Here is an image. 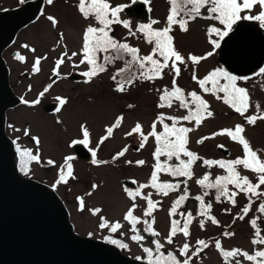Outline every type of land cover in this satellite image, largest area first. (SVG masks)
I'll return each instance as SVG.
<instances>
[{
    "label": "rangeland",
    "instance_id": "obj_1",
    "mask_svg": "<svg viewBox=\"0 0 264 264\" xmlns=\"http://www.w3.org/2000/svg\"><path fill=\"white\" fill-rule=\"evenodd\" d=\"M28 1L34 0H0V11L18 8ZM130 2L131 0H110L112 6H123L122 10ZM77 4L78 0H53L52 4H49L46 0V5L41 15L43 17L35 24L28 25L19 31L15 42L13 41L6 48L8 50V65L19 70H30L36 67L37 60H41L37 66H43L49 70L51 68L53 70H80L83 65L80 63L81 59H83L82 34L85 24L92 23V18L89 17L86 23H82ZM152 4L153 20L163 23L168 13L166 3L164 0H153ZM126 8L128 9L129 7ZM122 10L118 16L121 21H124L131 13L126 12L125 15ZM256 12L248 13L253 15ZM138 13L141 12L138 11ZM49 16L57 21L55 25L48 19ZM128 29L124 27V30L119 35L125 42L129 40ZM202 35V31H191L184 36L174 37L173 43L185 58L189 54L198 57L205 56V52L209 50L210 46L206 40H199ZM123 36L126 38H122ZM200 47L203 52L196 53L195 49H200ZM13 52L23 57L26 60L25 63L19 62L17 58L15 59L12 56ZM73 52H76L77 55L68 59V56H71ZM64 53H67V55H64ZM124 58H126V55ZM61 59L63 63L57 65V61ZM119 61L117 59L111 63H105V66H107L106 70L120 69L122 64ZM191 65L193 66L191 70L198 67V70H195V75L199 79H202L212 69L223 68L219 61L218 51H216V56L206 58L196 64L191 62ZM184 67L186 68L184 69L186 74L183 79V85L189 84L191 86L193 84L196 87V81L192 79V76H188V65L186 64ZM224 70L231 74L227 69ZM167 72H170V70ZM113 76L115 74L106 72L104 75L90 79L87 85L81 89L69 83H60L50 91V95L47 93L43 99V103H45V100L51 98L50 96L57 94L69 96L64 112L56 117H60L63 121L66 119L67 124L63 132L64 136L60 137L62 128L59 125H55L54 134L43 144L46 152L51 153L52 159L57 161L63 153L62 143L64 145L66 141L81 136L86 140L87 146L96 151L99 156V164L96 166L80 167L73 164L71 167L70 173L72 177L70 181L73 183L77 178H82L84 183L83 186L80 184L75 189H71V197L80 196L79 200L83 205L82 209L76 207L78 209V213L74 215V222L77 227L75 229L76 233L83 237L90 235L94 237L93 239L97 238L100 241L107 236V227L101 228V223L107 225L119 223L121 225L120 231L129 233L126 238L128 247L122 249L126 256L132 259L141 257L139 260H142L146 255L142 246H151L150 242L152 240H158L163 244L161 251L165 255L169 251L172 252L181 264L184 259L188 258H190L189 264H226L221 250L240 249L242 252L246 251L249 254L264 250V245L252 244V240L256 238V229L250 224L251 220H256V228L264 236V213L259 211V206L264 204V185L257 189V192L261 193V195L252 196L251 194L246 195L245 192L237 190L233 185L229 184V193L235 192L236 195L221 205L212 202L206 197V202L208 203L209 201L211 203V217H199L196 205L192 203L183 212L184 215L179 212L172 216L169 215L173 199L172 195H160L153 190L150 182L151 173L154 170L153 165L156 163L152 155L156 148L154 137H149L145 146L140 148L141 135L138 133L127 135L136 123L142 125L143 133L147 135L151 130L153 121L161 114L155 107L156 86L154 84L150 90L149 86L133 87L126 84L124 85L125 90L121 92L117 88L114 89L112 87L113 84H118L116 79H113ZM31 80L32 78L25 79L24 83L33 82ZM220 83L223 84L225 81L221 79ZM236 83L238 86L246 88L249 94V108L244 116L235 112L223 100H218L214 95H210L204 97L209 104V110L214 114L212 117L202 119V123L199 126L195 124V121L189 123L188 121L178 122V126L192 128V131L187 133V148L201 158L197 159L192 167L193 176L190 181V192L194 196L203 194L197 181L202 179L207 172L210 171L211 177L214 178L226 171L218 165H205L203 160L227 161L243 157V148L238 142L231 140L227 135L213 136V133H218L222 129H234L237 124H241L244 127V137L249 141L251 147L258 152L260 158L264 160V120L258 119L255 124L250 125L245 119L249 115H258L255 108L256 104H260L264 108V73L255 72L251 76L246 77V79H238ZM134 92L137 94V99L133 98ZM22 93L26 95L28 100H32L35 91L25 90V87L21 86L17 94L21 95ZM76 94L81 96L75 97ZM218 94L220 96L224 95L223 93ZM16 105L18 103L12 107ZM129 105H132V107L130 108ZM36 111H38V108ZM168 112H172L174 115L182 114L181 111L173 109H169ZM13 113L10 121L12 128L15 129V134L20 133L22 135L25 133V129L28 132L30 130L27 127L28 123L30 126L33 123L32 111L17 108ZM80 116L83 118H78ZM117 117H122L123 119L118 127L113 128L114 136L110 140L104 139V143L98 144L106 136L107 128L116 124ZM76 121L82 122L76 123ZM164 121L170 125L172 124L171 120L165 119ZM83 129H87V137L83 135ZM161 130V125L157 124V131ZM59 137L62 140H58ZM202 137L209 138L202 143H197ZM133 145L137 149H135V152L132 150ZM218 145H223L221 148H224V151L227 150L229 155L225 157V152L223 154L219 153ZM96 148L100 149L95 150ZM125 148L127 151L124 152L123 156H119V159L113 165L106 161L112 153L118 154ZM182 157L188 159L187 157ZM160 159L164 161L166 158L161 156ZM139 160H143L145 163L136 166L135 163ZM126 161L131 162L130 167H126ZM237 170L242 176H247L253 184L258 183L257 174L253 171L246 170L242 166H238ZM52 173L53 171H50L48 175ZM158 176V182L169 180L166 173L160 172ZM38 179L43 178L38 177ZM122 181H127V184L131 182V189L128 190L133 192L139 190L140 195L130 197L125 191ZM75 185L76 183L73 184V186ZM93 185L96 187H93ZM141 185L146 186L141 188ZM149 199L153 201L154 207L151 216H146L144 213L148 209ZM233 199L235 204L232 202ZM245 206H249L247 214L242 211ZM130 208L133 211V215L139 219L138 228L144 237V243L148 245H141L131 239L132 234H135H131L130 227L128 226L127 228L125 224L127 220L124 219ZM96 209L100 211L97 212ZM189 212L193 214V220L189 223L190 235L185 237L182 232L177 231L172 236V243L168 244L167 238L172 226L171 221L179 220L181 222L179 227H182ZM240 216H244V219H240ZM213 218L217 223L212 222ZM144 221L151 223L152 229L160 235L153 236L149 232H145L144 228L146 225ZM201 222L204 224L203 228L200 226ZM228 233H232V235H228ZM198 240H204L208 246L202 248L196 255H192L193 252L201 249V246L197 244ZM217 241L221 245L219 250L215 246ZM184 243L189 244V249L185 255L181 256L180 249ZM153 254H155V250H153ZM237 260L240 261V264H252L242 255H237L230 259L227 258V264H236Z\"/></svg>",
    "mask_w": 264,
    "mask_h": 264
},
{
    "label": "snow or ice",
    "instance_id": "obj_2",
    "mask_svg": "<svg viewBox=\"0 0 264 264\" xmlns=\"http://www.w3.org/2000/svg\"><path fill=\"white\" fill-rule=\"evenodd\" d=\"M49 4L53 3V0H47ZM170 4L169 14L167 16V26L154 29L152 25L158 24L159 21L152 20L150 24H140L137 27V31L142 33L149 44H152V52L146 56L140 57L138 55L139 49L130 47L127 43H121L115 40L109 33L112 31V24L123 23L125 28L129 27V22L127 20L121 21L118 14L121 12L123 6H112L110 0H78L77 8L78 11L82 14L84 19L93 17L98 26L89 25L85 28L83 33V44H82V53L83 59L80 63H85L90 66V70L83 72L82 75L91 77L97 75L100 72L106 71L105 63H111L113 60H123L125 55L131 57L129 61H126L128 66L133 64L138 65V72L131 76L125 77L123 83H120L117 90L124 91V83L131 85L137 79H162L163 70L168 68L170 72L174 73L172 79V88L168 90L167 88L163 90L160 95V103L157 107L159 108H171L173 100L179 102V106L188 110V114L183 117H165L163 113L159 114L157 119L153 121L151 125V130L145 135L143 133L142 125L136 123L132 128L131 132L127 135H132L133 133H138L141 135L140 148L145 146V143L148 141L149 137H154L156 142V148L152 153L153 159L156 163L153 165V171L151 173L150 182L151 186L156 188L157 191H163L164 195H167V190L176 189L179 187L178 184L174 185L168 182L160 183L158 182L159 176L158 173L165 172L172 176H184L191 178V166L197 160L201 159L194 152L188 150V138L187 133L192 131V128L177 126L179 120L183 121H192L195 120V124L199 126L202 123V119L210 118L214 114L209 110V104L204 100L197 92L192 91L187 93V96H184L183 89L177 86L176 77H179L181 73V68L179 65H186L188 61H191L193 64L199 63V61L204 60L207 56H211L212 53H207V56H196L189 54L185 58L175 47L173 41L174 37L170 35L173 25H178L179 30L182 32H187L189 30V21L195 20L197 17L214 19L219 22L220 25H223L226 30L222 31L218 27H210L209 33L216 34L222 40L228 33L232 30L233 25L240 20H258L264 22V0H168ZM259 4L261 11L257 15H244L241 16V13L245 10L251 11L252 8ZM207 15L201 16V9H205ZM49 20L55 25L57 21L49 16ZM214 47L218 48L219 42L217 40L211 41ZM104 53L103 63L98 62L97 54ZM111 53V55H108ZM67 55V53H64ZM77 53L73 52L71 56H68V59H71L72 56H76ZM158 56L159 59L154 58ZM39 63V60L36 61ZM63 63V60H58L57 65ZM34 71H38L34 67ZM125 69H119L117 75L121 72H124ZM260 73H264V68L260 69ZM113 79H116V76H113ZM192 79L195 80L204 93H211L218 100H223L230 108L235 112L239 113L241 116H244L249 108V94L246 88L240 87L237 85L236 81L238 79H246L241 77H236L229 74L222 68H217L214 71L205 75L202 79H197L195 72H193ZM223 79L225 83L221 84L220 80ZM206 84H210L211 87H206ZM159 91V90H158ZM218 93H223V96H220ZM26 102V101H25ZM34 101L33 103H37ZM27 103V102H26ZM63 103V101H61ZM131 108L132 105H129ZM258 115H249L245 117L248 124H255L256 121L264 120V108L260 104L255 105ZM122 117L117 118L116 124L107 128L108 135H111L113 128L118 127ZM168 119L172 121V124L164 123V120ZM157 124L161 125L162 130L157 131ZM244 127L241 124H237L234 129H222L218 133H213V136L216 135H227L231 140L238 142L243 148V157H237L233 160H203V163L208 166L218 165L220 168L225 169L227 175L217 176L215 181L212 183H205L208 181L209 176L205 174L204 177L197 181L198 184L205 186L207 188L216 189L218 195L217 200L220 199L221 195L228 196L232 198L236 195L235 192L229 193L227 185L231 184L236 189L245 192V194H251L252 196L261 195L257 192V189L264 185V160L260 158L258 152L254 150L249 141L244 137ZM83 135L88 136L87 129H83ZM107 137H103L106 139ZM209 137H202L201 140H198L197 143H202L204 140ZM101 141V142H102ZM77 141H74L76 143ZM218 147H223V145H218ZM19 155L21 156L20 160V170L27 175V163L28 161L38 160L37 155H32L28 151H21L17 149ZM127 151L125 148L123 151L118 153L119 156H123L124 152ZM161 156H164L166 159L161 161ZM187 157V160L182 159L181 157ZM26 158V159H25ZM175 161V164H169V161ZM52 163V161H49ZM93 163H97L96 160H93ZM131 163V162H129ZM138 165H143L145 161L139 160L136 162ZM238 166H242L246 170H251L257 174L258 183L253 184L247 176H242L237 170ZM70 167V166H69ZM64 177L61 176V180ZM146 185H141L143 188ZM93 187H96L95 185ZM130 197L139 196V190L133 192L131 190H125ZM207 194V193H205ZM187 198L186 194L181 195L176 201L173 202L172 208L169 210V215L172 216L176 213V208L181 201ZM197 200H201L202 197L197 196ZM235 204V200H232ZM158 203V202H157ZM135 207V205H133ZM154 204L152 200H148V209L145 211L144 215L151 216ZM207 208H211V205H207ZM99 212V209H96ZM242 211L247 214L249 211V206H245ZM259 211L264 213V204L259 206ZM203 215V213H200ZM181 215H184L183 213ZM191 213H187V219H185L183 226L179 227V220L171 221V230L167 238V243H172V236L176 234L177 231L183 233L185 237L190 235L189 233V223L191 221ZM125 220L132 223V231L135 232V224L139 223V219L133 215V211L130 208L127 214L124 217ZM240 219H244V216H240ZM213 223L217 221L213 218ZM145 223V232H149L153 236L160 235L158 232H155L152 229L151 223L144 221ZM250 224L254 229H256L255 236L256 238L252 240V244H262L264 245V236L261 235L260 230L256 228V220H251ZM201 228L204 227L203 222H201ZM100 227H106L104 223L100 224ZM111 231L115 233L117 229L121 227L119 223L110 225ZM232 235V233H228ZM108 243L117 245L121 248H127L128 245L121 243L116 239L105 238ZM133 241L143 240L144 237L140 235H133L131 237ZM152 243L155 245V254H153V249L144 247L143 252L147 255V264H181L180 261L173 255L172 252H167L165 255L161 251L163 244L158 240H153ZM197 244L201 246V249H198L196 252H193L192 255H196L202 248H206L208 245L204 240H198ZM216 248L221 249L219 241L216 242ZM189 244L184 243L183 247L180 249V255L183 256L188 252ZM222 255L225 258H233L237 255H242L246 260L255 262V264H264V250L255 251L254 254H249L248 252H242L240 249H232L230 251L221 250ZM141 259V257H137ZM189 259H184L182 264H189ZM227 264V260H226ZM236 264H240V261L237 260Z\"/></svg>",
    "mask_w": 264,
    "mask_h": 264
},
{
    "label": "water",
    "instance_id": "obj_3",
    "mask_svg": "<svg viewBox=\"0 0 264 264\" xmlns=\"http://www.w3.org/2000/svg\"><path fill=\"white\" fill-rule=\"evenodd\" d=\"M43 2L28 1L0 11V264H147L111 244L76 234L58 196L19 174L18 156L5 132L6 111L19 101L10 88L2 53L37 19ZM140 6L132 4L127 12L140 11ZM219 54L231 74L248 77L264 67V35L252 25L239 24L220 42ZM77 153L92 162L86 146ZM122 185L126 187L127 181Z\"/></svg>",
    "mask_w": 264,
    "mask_h": 264
},
{
    "label": "flooded vegetation",
    "instance_id": "obj_4",
    "mask_svg": "<svg viewBox=\"0 0 264 264\" xmlns=\"http://www.w3.org/2000/svg\"><path fill=\"white\" fill-rule=\"evenodd\" d=\"M152 1L153 0H131L130 4L128 5V6H130V5L135 4V3H140L142 6L141 10H140V12L142 14L138 13V11L134 10L131 12V14L129 16L127 15L128 17L126 20L129 22V27H128L129 29L127 28L128 29L127 34H129L128 42H125L124 40H122L119 37V35L121 34V31L124 30L123 23L112 24L111 25L112 31L109 33V35H111L118 42L127 43V44H129L130 47H134V48L139 49L138 55L140 57L146 56L152 52L153 45L149 44L146 41L144 35L137 31L138 25L150 24L151 21L154 19L153 18ZM164 2L166 3V8H168V13H167L166 18H165L166 20L163 23L159 22L158 24L152 25V27L154 29H160V28L167 26V16L169 14L170 4L168 3V0H164ZM45 5H46V0L43 2L42 7L44 8ZM128 6H126V7H128ZM126 7L123 8V10H122L125 15L127 12ZM43 8H42V10H43ZM42 10L40 12L39 17L36 19V21L33 24H35L41 17H43V16H41ZM252 11H257L255 14H253V15H257L261 11L260 5L259 4L255 5L251 11H248V10L243 11L241 13V16L252 15L251 13H248V12H252ZM79 14L81 17V22L86 23L88 19L87 20L84 19L80 12H79ZM206 15H207L206 8L201 9V16L203 17ZM91 18H92V23H89V24L86 23L85 28L89 25L98 26L96 24V21L94 20V18L93 17H91ZM239 24L252 25L262 35H264V22H261L258 20H252V19H249V20L240 19V20H238L235 23V25H233V28L228 33V35ZM188 26H189V30L187 32H182L179 30L178 25H173L170 35H172L173 37H177L179 35L184 36L186 33L191 32V31H195V32L202 31L203 35H202V38H200L199 40H203V41L206 40L208 45L210 46L209 50L207 52H205V56H207V53H209V52H211L212 55L207 56V58L212 57V56H216V51H218V56H219V61H220L219 47L218 48L214 47V45L211 43V41L217 40L219 42V45H220V42L224 38H226L228 35L225 36L221 40L218 35L210 34L208 30L210 27H218L222 31H224V30H226L224 28V26L220 25L219 22L214 20V19H206V18H201V17H197L195 20L189 21ZM83 33H84V31H83ZM17 36H16V38H17ZM82 37H83V34H82ZM16 38H15V40H16ZM122 38H126V37L123 36ZM15 40H14V42H15ZM7 51H8L7 49H5L3 51L2 57L6 63L7 69H8V78H9L10 88L12 89L14 95L17 97L19 102H18V105H16L15 107H12L6 111V123H5L6 133H7L8 137L10 138V140H12L16 151L19 148L21 151H28L32 155L38 156V160L28 161V163H27L28 174L27 175H25L20 170V168L18 167L19 173L22 177H24L26 179H29V180L35 181L37 183H40L44 186H47L58 196V198L62 201V203L66 207V210L68 212L69 221L73 227L74 232L76 233L75 229L77 227H76V224L74 222V215L76 213H78L77 212L78 209H76V207L82 209L83 205L79 200L80 196H78L76 198H74L73 196L71 197V195H72L71 189L72 188L75 189L80 184H81V186H83L84 183L82 182L83 181L82 178H80V179L77 178L76 179L77 182L74 181L73 183L70 181V179L72 177L71 173H70L71 169H72L71 167L73 166V164H76L80 167L96 166L97 164H99V156L97 155L96 151H94L93 149H90V147L87 146L86 140L83 138V136H81V137H77V138L71 139L69 141H66L64 145L61 142L62 143L61 148L63 149V153L59 156V159L57 161L52 159L51 153L46 152V150L43 147V144L45 142H47L50 139V137H52V135L54 134L55 125H59L62 128V130L60 131V133H61L60 137L64 136L63 132L65 131L66 124H67L66 119H65V121H63L60 117L59 118H56V117L64 112V110L67 106V103L69 101V96H65L62 94L50 96L51 98L48 100H45L46 101L45 103H43L44 102L43 99L47 93H49V95H50V91L60 83H69V84L78 86L79 89H81L83 86L87 85V83L90 79H89V77L82 75V73L89 71L90 66L87 64V62H85V63H83L82 68H80V70H53L52 68H51V70H49L46 67L37 66V63H36L35 68H37L38 71H34V68L30 69V70H25V69L19 70L18 68H15V67L13 68L10 65H8V63H7L8 52ZM195 52L198 53V52H203V51L200 47V49H195ZM103 55H105V54L104 53H98L97 54L98 62L103 63ZM12 56L15 59L17 58L19 60V62H21V63H25V61H26L23 57H21L20 55L14 53V52H13ZM127 58H128V61L131 59L130 56L126 55V59ZM154 58L159 59L158 56H156ZM39 62H41V60H39ZM119 63L122 64V62H119ZM220 64H221V66H223L222 69H226L224 63H222L220 61ZM187 65H188V70H189L188 76H193L192 73L195 72V70H198V67H196L194 70H191L193 68V66L191 65V61H188ZM180 68H181V73H180L179 77H176V83H177L178 87L183 89L184 96H187V93H189V92L195 91V92H197L198 95H200L205 100L204 96L212 95L211 93H204L197 82H196L197 83L196 87H194L193 84L191 86H189V84L184 86L183 85V79H184L185 74H186V72H184V69H186V68L184 67V65H181ZM118 70H106L104 72H100L97 75L91 77V79H93L94 77H97V76L104 75L106 72H111V74H115L116 81L118 82L117 85L113 84V86H112L114 89H116V88H118L119 84L123 83L125 80V78H121L120 74L117 75ZM168 70H169L168 68H165L163 70V78L162 79L148 80V79L141 78V79L135 80L130 86H133V87H136V86L147 87V86H149V89L151 90V88L155 84V86H156L155 87V91H156L155 107H156V109H158L161 113H164L165 117H169V116L170 117L175 116L177 118L183 117L184 115L188 114V110L183 108V107H180L178 101L173 100L171 108H168V107L159 108V107H157L158 103L161 102L159 97L162 94L163 90L166 88L168 90H171V88H172V79H173L174 73L167 72ZM214 70L215 69L210 70L209 73L214 71ZM258 71H260V70H258ZM258 71H256V72H258ZM137 72H138V65L133 64V65L129 66V76L136 74ZM29 78H32L31 81H33V82L24 83V80L29 79ZM197 79H199V78H197ZM124 85H126V83H124ZM21 86H24L25 90H34L35 91L34 98L32 100H28L26 98V95L23 93L21 95L17 94V91L19 90V88ZM206 87H211V85L206 84ZM78 96H81V95L76 94L75 97H78ZM133 98L137 99L136 92H134ZM34 101H38V102L33 103ZM61 101H63V103H61ZM52 105H54L55 107H51ZM17 108H22L24 110H31L32 116H33L32 126H30L29 123L27 126L30 128V130H28V132H26L27 129H25V131H24L25 133H23L22 135L20 133L15 134V129L12 128L11 121H10L12 115L14 114L13 112H15V109H17ZM37 108H38V111H36ZM169 109L181 111L182 114L174 115L172 112H170V113L168 112ZM78 118L81 119L83 117L80 116ZM117 118H116V122H117ZM166 121H164V123H167ZM180 121H183V120H179V122ZM192 121H194V119ZM192 121H188V123L192 122ZM81 122L76 121V123H81ZM120 123H121V120H120ZM33 130H34V132H33ZM114 133L115 132L113 131L111 135H108V133L106 132V136H105V137H107L106 139L110 140L114 136ZM60 137L58 138V140L60 139ZM60 140H62V139H60ZM74 141H77V142L74 143ZM101 141H102V139L98 142V144H102L105 142L104 139L102 142ZM81 145L86 146V148L91 152L89 159H91L92 162L88 163L87 161L81 159L78 156L77 150H79V148H81ZM99 149L96 148L95 150H99ZM135 149H136V146L133 145L132 150L134 152H135ZM217 149H218L219 153L221 152L222 154L225 150L224 148H221V147H218ZM17 154H19L18 151H17ZM117 159H119V155L112 153L107 158L106 161H108L109 164L113 165L117 161ZM93 160H96L97 163H93ZM49 161H52V163H49ZM129 162L128 161L125 162L126 167L131 166V163H129ZM18 164H19V156H18ZM135 165L137 166L136 163H135ZM50 171H53V173L48 175L50 173ZM225 173L227 175L226 171H225ZM61 176L64 177L63 180H61ZM38 177H41L43 179H38ZM74 183H76L75 186H73ZM125 189H131V182H129L127 184ZM113 224H115V223H113ZM125 224H126L127 228L129 226L130 227L129 230L131 229V231H132V227H133L132 223H130L129 221H126ZM105 225L107 227V236H105L100 241L108 243L105 238H110V239H116V240L120 241L121 243L126 244L127 234H129V233H126L125 231H120L121 227L119 229H117V231L115 233H113L111 231V227H110V225H112V224H110V225L105 224ZM132 233H134L135 235L141 234V231L138 228V223H137V230H135V232L132 231L131 234ZM132 236H133V234H132ZM84 237H89L92 239L94 238L90 235H85ZM95 239L99 240L97 238H95ZM137 242H139L141 245H148V244H145L143 240H140ZM150 243H151V246H146V247L151 248V249H155V245L152 242H150ZM112 245H114V244H112ZM142 248H144V246H142ZM122 249H126V248H122Z\"/></svg>",
    "mask_w": 264,
    "mask_h": 264
},
{
    "label": "trees",
    "instance_id": "obj_5",
    "mask_svg": "<svg viewBox=\"0 0 264 264\" xmlns=\"http://www.w3.org/2000/svg\"><path fill=\"white\" fill-rule=\"evenodd\" d=\"M108 54L111 55V53H108ZM119 60H120V59H118V61H119ZM126 61H128V58H127V59L124 58L123 60H120V61H119V62H122V65H123L120 69H125L124 72H121V73H120L121 78H125V77H128V76H129V66H128V64L126 63ZM106 67H107V66H105V68H106ZM194 121H195V120H194ZM18 156H19V164H18V167L20 168V160H21V156H20L19 154H18ZM181 158L184 159V160H187L186 158H183V157H181ZM168 163H169V164H175V163H177V162L175 161V159H173V161H169ZM193 164H194V163H193ZM193 164H192V166H191V172H192ZM163 173H165V172H163ZM166 174H167V173H166ZM207 174H208V176H209V179H208V181H206L205 183L207 184V183H212V182H214L216 177H214V178L211 177L210 171L207 172ZM224 175H226L225 172H223V174H222V173L219 174L218 176H224ZM167 176L169 177V180H167V181H166V180H165V181H159V182H160V183L168 182V183H171V184H174V185H176V184L179 185V187L176 188V189H169V190H167V192H168L167 195H172V197H173V199H172V201H171L170 209H171L172 206H173V202L176 201L181 195H185V194H186V196H187V198H186L185 200L181 201L180 204L177 206V208H176V213H177V212H179V213H183V212H185L186 209H187V207H188V205H189L190 203H192V204H195V205H196L197 215H199V217H200V216H203V217H211V212H210L211 208H210V209L207 208V205H209V204L211 205V203H210L209 201H208V203L206 202V197L209 198L212 202L217 203V204H219V205L225 203V202L229 199L228 196L221 195V196H220V199L217 200V199H216V197H217V195H218L217 190H216V189L207 188V187L202 186V185H200V188L202 189V191H203L202 193H203V194H201V195H196V196L192 195L191 192H190V181H191V178H192L193 174H192L191 178L184 177V176H172V175H169V174H167ZM151 187H152V186H151ZM152 188H153L154 191H156V192L159 193L160 195H164V194H163V191H164V190L157 191L156 188H154V187H152ZM227 189H228V185H227ZM228 192H229V191H228ZM205 193H207V194H205ZM167 195H164V196H167ZM197 196L202 197V199H201V200H197V199H196ZM170 209H169V210H170ZM176 213H175V214H176ZM189 213H190V212H189ZM200 213H203V215H201ZM175 214H174V215H175ZM191 214H192V213H191ZM186 219H187V216H186ZM192 220H193V214L191 215V221H192ZM191 221H190V222H191ZM135 229L137 230V223H136V225H135ZM140 236H142V235L140 234ZM115 246H117V245H115ZM117 247H118V246H117ZM119 248L121 249V247H119ZM153 250H155V249H153ZM221 254H222V252H221ZM222 256H223V255H222ZM223 257H224V256H223ZM224 259L227 260V258H225V257H224ZM142 260L147 262V255H145L144 258H142ZM250 262H251L252 264H255V262H252V261H250Z\"/></svg>",
    "mask_w": 264,
    "mask_h": 264
},
{
    "label": "bare ground",
    "instance_id": "obj_6",
    "mask_svg": "<svg viewBox=\"0 0 264 264\" xmlns=\"http://www.w3.org/2000/svg\"><path fill=\"white\" fill-rule=\"evenodd\" d=\"M128 7H130V6H128ZM31 25V24H30ZM8 80H9V78H8ZM19 101V100H18ZM5 120H6V115H5ZM6 123V122H5ZM5 132H6V128H5ZM6 135H7V133H6ZM8 136V135H7ZM10 139V138H9ZM11 142H12V140H11ZM12 144H13V142H12ZM13 147H14V150L16 151V149H15V146H14V144H13ZM16 153H17V151H16ZM17 156H18V154H17ZM17 167H18V158H17ZM18 171H19V169H18ZM20 174V173H19ZM24 178V177H23Z\"/></svg>",
    "mask_w": 264,
    "mask_h": 264
}]
</instances>
